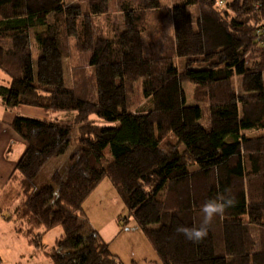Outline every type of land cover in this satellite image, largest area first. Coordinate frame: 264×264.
I'll return each mask as SVG.
<instances>
[{"label": "trees", "instance_id": "trees-1", "mask_svg": "<svg viewBox=\"0 0 264 264\" xmlns=\"http://www.w3.org/2000/svg\"><path fill=\"white\" fill-rule=\"evenodd\" d=\"M81 1L0 0V105L75 114L70 122L13 118L25 149L0 212L35 252L62 227L46 252L53 264H121L83 220L85 200L108 181L126 212L120 230L135 224L155 252L151 264H264V0L224 9L226 0H115V13L111 0ZM71 50L89 61L72 67L67 83ZM183 79L194 85L193 105ZM136 86L144 104L132 110ZM76 129L66 179L55 173L35 191ZM221 195L235 203L202 241L177 232L199 227L202 206Z\"/></svg>", "mask_w": 264, "mask_h": 264}, {"label": "rangeland", "instance_id": "rangeland-1", "mask_svg": "<svg viewBox=\"0 0 264 264\" xmlns=\"http://www.w3.org/2000/svg\"><path fill=\"white\" fill-rule=\"evenodd\" d=\"M64 1L68 5L84 6V3L81 0H64ZM160 1L165 6L169 2V0H160ZM230 1L231 0H229V1L226 0L225 2L220 1L219 5L221 6L222 9H224L226 2L228 3ZM110 10L112 13H115V0H111ZM67 24H68V29H69L70 34L74 35V33H75V21L69 20ZM42 31H44L43 28H38L34 32L39 33ZM72 51L73 50H71V54L69 55L70 57L64 59V65L66 68L65 69V71H66V74H65L66 78L65 79H66L67 83L69 82V77L71 74L70 73L71 68L75 67V66L76 67L86 66L88 61H89V55H86V54L77 55V54H74V52H72ZM177 63L181 64L182 62L177 61ZM2 79H4L5 81L7 80L0 73V85L6 84V82ZM263 81H264V74H263ZM182 82H183V87H184L186 97H187V104L193 105L192 96H193V91H194V85L189 83L188 81H186L184 79L182 80ZM232 83H233V87L235 88V91L237 93H241V79L240 78H234ZM131 104L133 106L132 110L141 108V106L144 104V99L142 98L139 86L135 87V91L133 93V96L131 97ZM199 105L201 107H203L204 110H206L207 106L205 103L203 104L200 102ZM4 109L9 110L6 108H4ZM11 112H17V111L11 110ZM206 115L203 118L204 124H206V122L208 120ZM15 116H21V115H15ZM74 117H75L74 113H54V114H47L46 115L47 119H45V120H57V121H62V122H70L74 119ZM30 118H32V117H30ZM38 120H42V119H38ZM254 134H256V133H254V132H247L246 133V135H248V136H252ZM78 139H79V132L76 129L72 133L69 148L65 152V154H63L60 157L51 159L41 169L38 177L36 178V180L34 182V184H35L34 190L35 191H38L41 187H43L45 185H51V179H52L53 175H55V173H59L63 177L62 178L63 180L66 179L68 169L71 166L70 159L72 156H75L77 153ZM13 173H14V171L12 172L11 176L13 175ZM11 176H10V178H11ZM107 182L106 181L101 182L100 185L98 186L100 189H98V187H97L87 197L86 200L89 203H88L87 211H85V209H83L84 210L83 220H85V222L87 221V225L90 227V229L95 230L96 232H97V230L93 227V225L95 223L100 225V223H101L100 221H102V220H105L106 223H110V224L106 225V230L103 232L102 237L100 235L99 236H100V239H102L104 242L109 243V244H110V242H109L110 239L113 238V241H115L114 239H116V238H114V237H117L116 241L110 245L109 250L113 255L117 256V258L119 259L121 264H151L153 261H156L157 258H156V255L154 256L155 252L153 254L152 249L149 248L146 241H144V240L141 241L140 235L141 236H143V235L139 232L136 233L135 231H130V229L127 228L128 224L123 229L124 231H122V229L120 230V228L118 231L116 226L113 224L114 221L116 219H118V217H121L123 215L120 214L121 209H118L117 207L109 208V207H107V205L103 204L104 202L108 201V196L105 193L100 192L99 190H103L106 187ZM95 192H98V193H96V195L93 196V194H95ZM120 202L122 203L121 200H120ZM94 203H95V205H94ZM89 206H91V208ZM9 217H10L9 211H2V213L0 212V218L1 219L9 218ZM96 218H98L97 219L98 222L96 221ZM111 219H113L112 222H110ZM8 222H9L10 226L16 225L13 221H8ZM115 224H116V221H115ZM118 225L121 226L122 222L119 223ZM112 228L114 230H112ZM59 230H61L63 233V228L58 227V228L54 229L53 233H49L45 237V239L43 240V245L47 247V253L50 251V249L52 250L55 240H57L60 237V235H62L59 233ZM87 230H88V228L86 229V231H84V233H88ZM125 230L128 232L126 233ZM4 234H6V233H4ZM253 234L255 235L256 232L254 231ZM115 235H117V236H115ZM1 240L3 242H0V245L9 244V243L4 242V238H1ZM35 255H37V252H35ZM34 260H36V259H34ZM34 262H36L35 264H42V262H40L38 260L34 261ZM45 262L46 263H44V264H47V263L50 264L51 261L48 259ZM27 263H28V261H27ZM27 263L25 261H22V264H27Z\"/></svg>", "mask_w": 264, "mask_h": 264}, {"label": "crops", "instance_id": "crops-1", "mask_svg": "<svg viewBox=\"0 0 264 264\" xmlns=\"http://www.w3.org/2000/svg\"><path fill=\"white\" fill-rule=\"evenodd\" d=\"M5 82H7V80ZM15 115H21L24 117H32L34 119H42V120L47 119L46 118L47 114H45L41 109H38V108L21 107L17 112H11V110H5L0 105V192H2V190L4 191L5 187L7 186V182L12 172L14 171L19 158L21 157L25 149V144L19 139V137H17L11 131V129L8 126L10 122L13 120V118L15 117ZM98 189L100 188L98 187ZM99 191L105 193L108 196V201L104 202L103 204L107 205V207L109 208L117 207L118 209H121L120 214L123 216L125 215L126 213L125 208L123 204L120 202L116 191L114 190V188L111 186L109 182H107L106 187L103 190H99ZM96 193L98 192H95L93 196H95ZM88 203L89 202L86 200L83 204V209H85V211H87ZM89 207L91 208V206ZM97 219L98 218H96V221ZM112 220L113 219H111L110 222H112ZM115 221H116V224H115ZM115 221L113 224L116 226V228L119 231L120 227L118 225V219H116ZM100 222H101L100 225L95 223L93 227L97 230L99 235L102 237L103 232L106 230V225L110 223H106L105 220H102ZM15 226H10L6 218L4 219L0 218V242H3L1 238H4V242L9 243V244L0 245V264H22V261H25L26 263L28 261L29 264L31 263L35 264L36 262L34 261H37V260L42 262V264H44L46 263L45 261H47L48 259L51 261V259L48 257L46 253L47 247L43 245V240L49 233H53L54 229L58 227L51 230L49 233H47L42 238V248L39 249L37 252V255H35L34 249L28 244L27 240L16 233ZM127 228H129L130 231L141 233L132 221H129ZM112 230L114 229L112 228ZM125 232L127 233L128 231L125 230ZM59 233L63 235L61 230H59ZM62 235H60V237ZM114 238L117 239V237H114ZM116 239L114 240L116 241ZM140 239L141 241L142 240L146 241L149 248L152 249L144 236L140 235ZM115 241H113V238L110 239L109 241L110 245ZM55 242H54V245H55ZM153 254H154V251H153ZM50 264H53V262L51 261Z\"/></svg>", "mask_w": 264, "mask_h": 264}, {"label": "clouds", "instance_id": "clouds-1", "mask_svg": "<svg viewBox=\"0 0 264 264\" xmlns=\"http://www.w3.org/2000/svg\"><path fill=\"white\" fill-rule=\"evenodd\" d=\"M235 200L233 197L225 198L219 196L217 200H210L206 202L201 211L203 213V221L199 227H177V232L182 233L186 239L194 243L202 241L208 234V226L212 223L213 219L217 216H223L226 209L233 206Z\"/></svg>", "mask_w": 264, "mask_h": 264}]
</instances>
